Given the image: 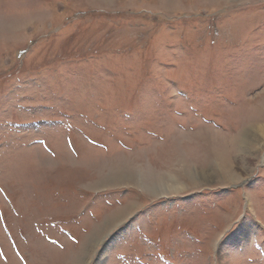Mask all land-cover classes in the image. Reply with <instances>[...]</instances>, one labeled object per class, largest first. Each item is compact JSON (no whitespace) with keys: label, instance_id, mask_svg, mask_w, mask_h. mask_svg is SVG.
<instances>
[{"label":"rangeland","instance_id":"rangeland-1","mask_svg":"<svg viewBox=\"0 0 264 264\" xmlns=\"http://www.w3.org/2000/svg\"><path fill=\"white\" fill-rule=\"evenodd\" d=\"M258 122L264 0H0V264H264Z\"/></svg>","mask_w":264,"mask_h":264},{"label":"bare ground","instance_id":"bare-ground-1","mask_svg":"<svg viewBox=\"0 0 264 264\" xmlns=\"http://www.w3.org/2000/svg\"><path fill=\"white\" fill-rule=\"evenodd\" d=\"M254 120V119H253ZM251 122L252 121H250V124H251ZM261 122V121H260ZM260 122H258L259 124H257L256 126H254V125H252L251 126V129L248 131V132H246V134H244L245 135V142H249L250 141V133H252V134H254V131H256V132H260V134H262L261 135V137H264V123L263 124H261ZM263 122V121H262ZM252 123H254V122H252ZM247 127V126H246ZM210 129V128H209ZM259 129V130H258ZM204 130V129H203ZM209 131V130H208ZM210 132V131H209ZM208 132V133H209ZM213 132V131H212ZM241 132V131H240ZM239 134V133H238ZM243 134V133H242ZM206 135H208V134H206ZM211 135V134H210ZM220 136V135H219ZM260 137V138H261ZM209 138V137H208ZM213 138H215V137H213ZM213 141V140H212ZM215 141V140H214ZM213 141V142H214ZM212 142V143H213ZM217 142V141H216ZM220 142V141H219ZM218 142V143H219ZM221 143H222V141H221ZM220 144V143H219ZM218 145V144H217ZM221 149H219L217 152H218V154L216 155L215 154V156H217L216 158H217V160L219 161V166L221 167V168H224V167H226V166H228L229 164H230V161H228V160H230V158L227 156V149L226 148H224V147H226V146H219ZM216 149V148H215ZM245 150V149H244ZM248 150V149H247ZM227 151V152H226ZM243 154V153H242ZM186 161H189L188 159H184L183 160V162H184V164H186V165H188L187 164V162ZM188 167V166H187ZM192 167V166H191ZM118 168V167H117ZM220 168V169H221ZM192 169H194V168H192ZM191 169V170H192ZM120 170V169H119ZM124 170V169H123ZM197 170V169H196ZM113 171V170H112ZM111 171V172H112ZM194 172V171H193ZM200 174L204 177V178H206V179H208V177H210V173H212V172H207V170H205V169H201L200 171ZM223 172V171H222ZM225 173H227V172H225ZM229 173V172H228ZM227 173V174H228ZM231 173V172H230ZM234 173V172H233ZM118 174V173H117ZM174 175V174H173ZM104 176V175H103ZM106 176V175H105ZM233 176V175H232ZM239 176V175H238ZM237 176V177H238ZM147 177V176H146ZM167 177V176H166ZM229 177H231V176H229ZM107 178V176L105 177V179ZM163 178V177H162ZM147 179H152L153 181L154 180H156V179H158L154 174H151V175H148V177H147ZM172 179V178H171ZM232 179V178H231ZM236 179V178H235ZM241 179V178H240ZM160 180V179H159ZM162 180V179H161ZM232 180H234V179H232ZM149 181V180H148ZM165 180H163V182H164ZM156 182V181H155ZM159 182V181H158ZM166 183H168V182H166ZM173 185V184H172ZM161 186V185H160ZM159 186V187H160ZM158 187V186H157ZM158 187V188H159ZM173 188H181L182 187V185L178 182V181H174V185L172 186ZM151 188V187H150ZM165 189H167V188H165ZM175 190V189H174ZM155 191V190H154ZM158 192V191H157ZM126 210V209H125ZM122 211L123 210H118V211H113V214L112 215H110L111 216V218L112 217H114L115 216V214L116 215H120V213H122ZM128 211V210H127ZM107 217H109V216H106L105 217V219L107 218ZM116 220V219H115ZM108 221V220H107ZM119 221V220H118ZM102 222H104L103 220H102ZM110 224V223H109ZM119 224V223H118ZM99 225H97V226H95V227H92V229H90L91 231V235H92V242H95L96 240H97V238H98V231L100 230L99 229V227H98ZM89 248V247H88ZM86 249V248H85ZM89 250V249H88ZM91 250V249H90ZM89 250V251H90ZM89 253V252H88ZM84 257H86V256H84ZM80 261V259H78V258H72V259H69V263L68 264H78V262ZM88 263V262H87Z\"/></svg>","mask_w":264,"mask_h":264}]
</instances>
